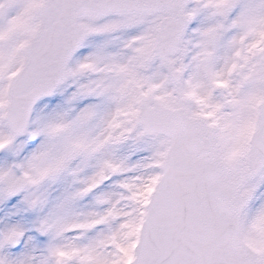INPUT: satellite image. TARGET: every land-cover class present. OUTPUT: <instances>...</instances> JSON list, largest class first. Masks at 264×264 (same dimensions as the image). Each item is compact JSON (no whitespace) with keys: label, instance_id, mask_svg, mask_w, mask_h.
<instances>
[{"label":"snow or ice","instance_id":"obj_1","mask_svg":"<svg viewBox=\"0 0 264 264\" xmlns=\"http://www.w3.org/2000/svg\"><path fill=\"white\" fill-rule=\"evenodd\" d=\"M0 264H264V0H0Z\"/></svg>","mask_w":264,"mask_h":264}]
</instances>
